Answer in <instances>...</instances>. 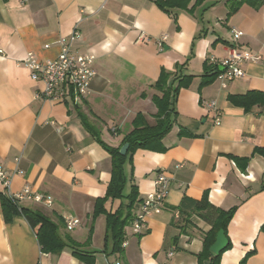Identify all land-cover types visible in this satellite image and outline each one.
<instances>
[{
  "label": "crops",
  "instance_id": "1",
  "mask_svg": "<svg viewBox=\"0 0 264 264\" xmlns=\"http://www.w3.org/2000/svg\"><path fill=\"white\" fill-rule=\"evenodd\" d=\"M238 1L187 0L186 8L167 14L152 0H0V168L13 193L29 186L51 198L49 206L25 200L19 207L43 213L77 244L89 239L85 250L93 252L82 259L68 248L42 253L26 219L18 214L6 222L0 204V264H198L211 229L194 207L203 198L225 212L233 209L229 248L219 263L264 264V106L245 112L228 101L264 94V0H247L230 13ZM232 30L240 33L237 41ZM74 31L71 51L94 56L90 92L74 98L67 87L62 100H46L43 83L17 63L28 54L55 59L58 41ZM163 35L160 49L156 41ZM236 46L259 60L240 63L244 76L225 88L217 78L201 84L206 61L221 60ZM162 70L192 78L177 92L172 126L161 140L165 150L138 148L126 157L123 194L135 187V215L159 172L168 193L140 234L125 226L121 252H102L106 218H93V211L111 177L103 145L122 147L137 114L154 123L152 97L160 93L152 85ZM210 102L214 111L204 106ZM119 202L108 200L104 208L112 212ZM64 215L80 224L66 231Z\"/></svg>",
  "mask_w": 264,
  "mask_h": 264
},
{
  "label": "trees",
  "instance_id": "2",
  "mask_svg": "<svg viewBox=\"0 0 264 264\" xmlns=\"http://www.w3.org/2000/svg\"><path fill=\"white\" fill-rule=\"evenodd\" d=\"M154 4L167 14L171 10L177 8H186L187 0H152ZM247 0H240L232 5L230 13L239 7ZM258 2L259 0H255ZM220 73L217 66L210 64L206 61L203 74L201 75V84H206L216 78ZM173 78V81L169 80ZM192 77H177L175 74L161 71L158 80L152 85V88L160 93L152 97L157 112L153 116L154 123L149 124L142 114H137L132 120V131L126 135L122 141V145L128 144L127 154L121 156L119 148H112L103 145L104 149L109 153L112 159L111 177L105 189V196L97 199L94 206L93 218L103 214L106 218V232L104 241V250L102 252H121V245L125 238L124 228L126 225L133 221L134 214L132 213L137 200V191L134 186H131L130 192L127 195L123 194L125 187V176L123 172V165L126 157L138 148H145L153 151H164L165 148L161 145L162 138L171 129L173 122V105L176 99L179 88L186 87ZM177 81L173 86V82ZM228 101L234 106L243 108L245 112L250 111L254 106H264V94L251 91L245 95L229 96ZM84 126L88 132L93 135V127L84 122ZM110 200H119L120 205L112 212L106 211L104 208L105 203ZM0 204L3 211L4 219L6 222L15 216L22 215L30 227L35 230L37 242L40 251L44 254H59L68 248L74 257L82 259L84 257L91 258V252L86 251L89 239L82 245L77 244L69 237L62 236L59 233V225L49 217L39 211H32L29 209L21 208L14 204L4 195L0 194ZM195 209L198 211V216L208 222L211 229L203 237V246L201 252L197 255L198 264H202L204 259L210 260L212 264H220L219 257L224 250H228L229 245L220 252L218 255H213L210 252V247L214 243V239L219 230H223L226 237V225L233 215V209L223 211L213 207L205 198L200 202L194 203ZM110 245V247H109Z\"/></svg>",
  "mask_w": 264,
  "mask_h": 264
},
{
  "label": "built area",
  "instance_id": "3",
  "mask_svg": "<svg viewBox=\"0 0 264 264\" xmlns=\"http://www.w3.org/2000/svg\"><path fill=\"white\" fill-rule=\"evenodd\" d=\"M231 33L234 41H237L240 33L235 30H232ZM76 37L77 32L74 31L68 39L62 38L58 41L59 53L55 59L40 61L32 54H28L25 59L17 63L18 66L21 65L29 71L30 78L33 81L43 83L44 88L40 96L46 100H62L67 87L71 89L74 98L83 97L90 92V84L95 77V71L92 67L94 56L90 54L77 55L71 51V41L76 39ZM164 40H166V35H163L156 41L160 49L163 46ZM256 60H259L258 56L242 51L236 46L229 48L225 58L217 60L211 57L207 61L219 67L220 73L216 78L221 82V86L225 88L227 82L241 79L244 76L240 68V63ZM213 103H204V106L214 111L215 104ZM214 123L216 125L219 124L217 117L214 119ZM15 174L21 176L22 173L21 171H16ZM157 174L154 181V191L140 202L137 213L133 215L134 218L131 222V228L134 234H140L143 231L146 226L147 216L152 213L158 214L166 199L169 184L168 179L163 172ZM0 184L2 186L1 194L14 204L18 205L25 200L46 206L51 204L50 197L32 192L29 186H25L21 191L13 193L10 190V177L1 168ZM62 221L66 231H72L80 224L77 218L70 215L62 216Z\"/></svg>",
  "mask_w": 264,
  "mask_h": 264
},
{
  "label": "water",
  "instance_id": "4",
  "mask_svg": "<svg viewBox=\"0 0 264 264\" xmlns=\"http://www.w3.org/2000/svg\"><path fill=\"white\" fill-rule=\"evenodd\" d=\"M127 149H128V144L122 145V147L119 149V154L121 156H124L127 152ZM214 240H215L214 243L210 247V252L213 255H218L227 246V239L224 235L223 230L218 231Z\"/></svg>",
  "mask_w": 264,
  "mask_h": 264
},
{
  "label": "rangeland",
  "instance_id": "5",
  "mask_svg": "<svg viewBox=\"0 0 264 264\" xmlns=\"http://www.w3.org/2000/svg\"><path fill=\"white\" fill-rule=\"evenodd\" d=\"M127 192V188L125 189V192L124 193H126Z\"/></svg>",
  "mask_w": 264,
  "mask_h": 264
}]
</instances>
